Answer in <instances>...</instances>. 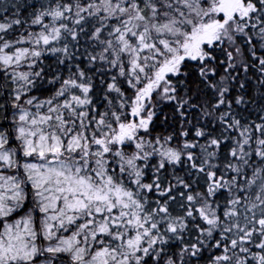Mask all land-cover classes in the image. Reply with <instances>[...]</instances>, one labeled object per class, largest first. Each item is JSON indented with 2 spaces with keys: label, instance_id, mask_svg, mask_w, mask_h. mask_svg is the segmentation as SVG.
I'll return each mask as SVG.
<instances>
[{
  "label": "snow or ice",
  "instance_id": "1",
  "mask_svg": "<svg viewBox=\"0 0 264 264\" xmlns=\"http://www.w3.org/2000/svg\"><path fill=\"white\" fill-rule=\"evenodd\" d=\"M0 264H264V0H0Z\"/></svg>",
  "mask_w": 264,
  "mask_h": 264
}]
</instances>
